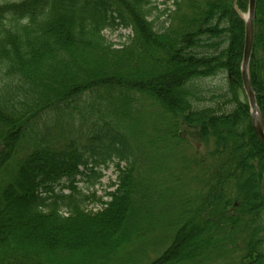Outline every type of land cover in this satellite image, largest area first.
Segmentation results:
<instances>
[{"label": "trees", "instance_id": "16d2710c", "mask_svg": "<svg viewBox=\"0 0 264 264\" xmlns=\"http://www.w3.org/2000/svg\"><path fill=\"white\" fill-rule=\"evenodd\" d=\"M168 2L0 3V264H264L248 0ZM253 27L264 128V0Z\"/></svg>", "mask_w": 264, "mask_h": 264}, {"label": "rangeland", "instance_id": "374dc122", "mask_svg": "<svg viewBox=\"0 0 264 264\" xmlns=\"http://www.w3.org/2000/svg\"><path fill=\"white\" fill-rule=\"evenodd\" d=\"M5 1H15V0H0V3H3ZM155 4L159 12V14H157L159 18V22H163L165 16L162 17L161 14H163L165 8L170 7V2H168V0H155ZM243 17H245V15ZM128 34L129 31H124L120 29L116 31H106L105 37L109 42H111L115 46V48H119L122 44L126 43L127 41L126 37L128 36ZM219 82H223V83L225 82L223 76H221V78L211 79L206 81L208 85H215L218 84ZM121 167L123 168L124 166L121 165ZM116 179H117V174L115 172V169L113 166L110 165L109 169L103 172V178L101 179L100 183H98L94 188L88 189L89 186L87 185V183H85V180L80 181V183L78 184V187L80 189H82L84 192L88 194L94 193L95 199L92 203H90L88 209L95 208V210H98L102 208L101 205L110 202L111 198L108 195L115 191Z\"/></svg>", "mask_w": 264, "mask_h": 264}, {"label": "water", "instance_id": "95a60500", "mask_svg": "<svg viewBox=\"0 0 264 264\" xmlns=\"http://www.w3.org/2000/svg\"><path fill=\"white\" fill-rule=\"evenodd\" d=\"M255 3L256 0H248V10L247 15L245 17V40H244V48H243V57H242V65H241V81L244 94L247 98L250 116H251V125L255 136L258 138L262 146L264 147V130L262 119L260 113L258 111L255 96L250 87L249 77H248V65L250 61L251 49L253 45V21H254V12H255ZM260 193L262 201L264 202V174L261 180Z\"/></svg>", "mask_w": 264, "mask_h": 264}]
</instances>
